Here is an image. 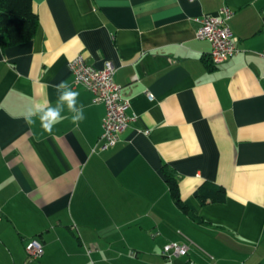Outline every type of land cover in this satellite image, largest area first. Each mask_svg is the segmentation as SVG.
Returning a JSON list of instances; mask_svg holds the SVG:
<instances>
[{"label":"crops","instance_id":"1","mask_svg":"<svg viewBox=\"0 0 264 264\" xmlns=\"http://www.w3.org/2000/svg\"><path fill=\"white\" fill-rule=\"evenodd\" d=\"M31 1L34 36L0 44V264H25L31 238L40 264H102L119 243L149 259L140 264H264V0ZM224 6L239 51L213 65L194 18ZM79 53L114 65L128 104L131 120L106 150L104 105L72 84ZM61 81L79 92L85 119L74 125L65 108L51 135L38 118L26 124L36 103L55 105ZM205 180L224 186V201L199 203ZM187 238L196 245L185 256H162Z\"/></svg>","mask_w":264,"mask_h":264},{"label":"built area","instance_id":"2","mask_svg":"<svg viewBox=\"0 0 264 264\" xmlns=\"http://www.w3.org/2000/svg\"><path fill=\"white\" fill-rule=\"evenodd\" d=\"M231 15L232 11L224 6L217 15H202L194 18L197 23L195 37L207 39L210 42L209 59L213 65L225 61L239 51L238 37L233 34L227 24ZM260 56L264 59V50L260 52ZM68 67L73 77L72 84L89 90L93 94V100L104 105L105 114L102 120V132L98 139L99 148L106 150L113 147L119 141L120 133L131 120L125 111L128 104L121 95V86L114 81V65L106 61L102 68H95L79 53L68 61ZM146 94L150 100L154 98L151 93ZM191 245L196 244L188 238L182 244L168 242L162 246L161 254L168 262H171L176 257L185 256ZM24 248L25 264H40L42 243L37 238H31ZM186 264L195 263L188 260Z\"/></svg>","mask_w":264,"mask_h":264},{"label":"trees","instance_id":"3","mask_svg":"<svg viewBox=\"0 0 264 264\" xmlns=\"http://www.w3.org/2000/svg\"><path fill=\"white\" fill-rule=\"evenodd\" d=\"M37 15L31 0H0V44L9 46L30 40L36 31ZM212 65H208L210 67ZM174 204L187 211L180 198L178 179L168 165L161 167ZM197 199L203 204L208 201L222 202L226 198L224 186L205 180L197 187Z\"/></svg>","mask_w":264,"mask_h":264},{"label":"clouds","instance_id":"4","mask_svg":"<svg viewBox=\"0 0 264 264\" xmlns=\"http://www.w3.org/2000/svg\"><path fill=\"white\" fill-rule=\"evenodd\" d=\"M57 94V100L53 106L50 101L36 103L24 116V120L28 125L36 123L38 118L40 127L49 135L52 134L53 128L66 117L62 113L67 109L71 114V122L78 126L84 119V106L78 105L79 92L73 90L67 81H61L53 86Z\"/></svg>","mask_w":264,"mask_h":264},{"label":"rangeland","instance_id":"5","mask_svg":"<svg viewBox=\"0 0 264 264\" xmlns=\"http://www.w3.org/2000/svg\"><path fill=\"white\" fill-rule=\"evenodd\" d=\"M118 246H120V247H118L116 249V252L109 253L111 256V257H109V259H106L104 257L102 264H136V263L140 264L141 260H143V261L147 260L149 262V259L147 257H145L144 255L137 256V258H136V255H134L135 253H133V252H131V250L127 249L126 243H121V244L119 243ZM76 260L78 261L79 264H85L87 260L90 264H98L96 261V258H93V257H92V259H90V258L86 259L84 257H81V258H78ZM91 260H93V261H91Z\"/></svg>","mask_w":264,"mask_h":264}]
</instances>
